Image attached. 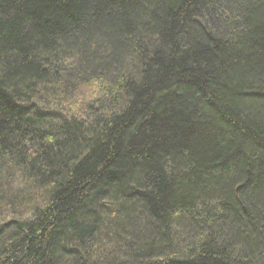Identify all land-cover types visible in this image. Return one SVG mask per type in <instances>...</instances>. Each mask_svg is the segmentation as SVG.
Listing matches in <instances>:
<instances>
[{"label":"trees","instance_id":"1","mask_svg":"<svg viewBox=\"0 0 264 264\" xmlns=\"http://www.w3.org/2000/svg\"><path fill=\"white\" fill-rule=\"evenodd\" d=\"M0 264H264V0H0Z\"/></svg>","mask_w":264,"mask_h":264},{"label":"rangeland","instance_id":"2","mask_svg":"<svg viewBox=\"0 0 264 264\" xmlns=\"http://www.w3.org/2000/svg\"><path fill=\"white\" fill-rule=\"evenodd\" d=\"M97 72H98V71H97ZM97 72H96L95 74H93L91 77H97ZM58 124H59V123H58L57 121H54L51 125H52V127L54 128V127H56ZM173 171H174V167L172 168L170 175H173ZM35 188L37 189V191H38L39 193L42 192V191H44L43 189H40V188H38V187H35ZM213 199H214L213 201H218L220 198L216 196V198H213ZM99 209H100V206L98 205L97 210H96V209L94 210V214H95V215L98 214L97 212L99 211ZM131 211H134V207H132ZM136 215H137V214L133 215V212L131 213V216H132V217H133V216H134V217H137ZM94 220H95V219H92L93 223H94ZM92 221H91V222H92ZM184 221H185V220L183 219V222H184ZM230 223H231V222H229V223H223V225H222V229L226 228L227 224H228V226H230ZM172 224H173V222H172ZM91 225H92V224H91ZM178 225H180V226L177 227V230L181 231L183 237H185V236H184V231L189 230V228H188L187 226H184V224H182V221H180V222L178 223ZM98 226H99V223L96 225V227H98ZM143 227H144V226L139 225V229H140L141 231L144 230ZM102 231H103V232H102ZM100 232H102V237L105 236V237L108 238V236H107V234H106V229L102 228V229L100 230ZM194 232H195V231H193V233H194ZM185 235H189V234H185ZM187 237H189V236H187ZM185 238H186V237H185ZM158 244L162 245V242H160V243H158ZM68 259H69V258H68Z\"/></svg>","mask_w":264,"mask_h":264}]
</instances>
